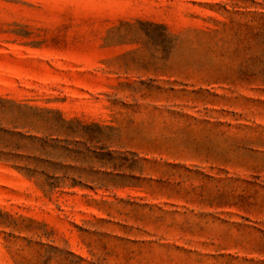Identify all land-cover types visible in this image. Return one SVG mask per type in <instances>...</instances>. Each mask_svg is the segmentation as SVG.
Masks as SVG:
<instances>
[{"label":"rangeland","instance_id":"1","mask_svg":"<svg viewBox=\"0 0 264 264\" xmlns=\"http://www.w3.org/2000/svg\"><path fill=\"white\" fill-rule=\"evenodd\" d=\"M0 264H264V0H0Z\"/></svg>","mask_w":264,"mask_h":264}]
</instances>
